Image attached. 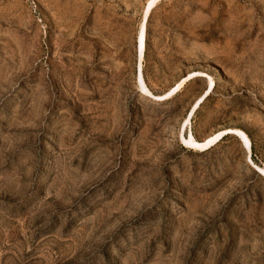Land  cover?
I'll list each match as a JSON object with an SVG mask.
<instances>
[{
  "label": "rangeland",
  "instance_id": "rangeland-1",
  "mask_svg": "<svg viewBox=\"0 0 264 264\" xmlns=\"http://www.w3.org/2000/svg\"><path fill=\"white\" fill-rule=\"evenodd\" d=\"M147 2L0 0V264H264V0H156L140 80Z\"/></svg>",
  "mask_w": 264,
  "mask_h": 264
},
{
  "label": "bare ground",
  "instance_id": "bare-ground-1",
  "mask_svg": "<svg viewBox=\"0 0 264 264\" xmlns=\"http://www.w3.org/2000/svg\"><path fill=\"white\" fill-rule=\"evenodd\" d=\"M155 2H156V0H148L147 4L145 5L144 11H143V16H142V21H141V25H140L139 35H138V48H137L138 49V56H139L138 77H139L140 80H142L141 59H142V56H143V53H144V50H145V39H146L145 38V26H146L145 24H146L147 18L149 16V14H150ZM187 79H188V77H186L183 80H181L171 90V92L173 93L174 91H176ZM141 83H142V81H141ZM213 85H214L213 81L211 80L209 82V84H208L207 92H209L212 89ZM147 93H149V92H147ZM157 97L159 99H164L166 96L165 95H161V96H157ZM196 107H197V104L193 107V109L189 113L188 118L186 120V123H189V119H190L191 115L193 114L194 110L196 109ZM226 132H231L232 134H234L237 137H239L240 139H242L243 144H244V148L246 149L247 153H250V150H251L250 141L247 138V136L245 135V133H243V131H241L239 129L225 130V131L213 134L211 136H208L204 140H197V139L194 138V136H193V134L191 132V129L189 127L186 136L182 137V142H183V144L186 147H188L191 150L203 151V150H206V149L210 148L211 146H213L224 135L229 134V133H226ZM260 170L262 172V173L261 172L260 173L264 175V167H261Z\"/></svg>",
  "mask_w": 264,
  "mask_h": 264
}]
</instances>
